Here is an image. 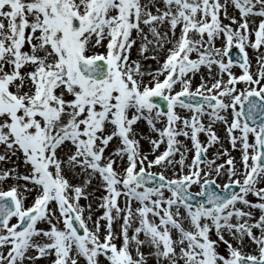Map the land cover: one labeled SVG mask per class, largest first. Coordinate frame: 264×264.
I'll return each instance as SVG.
<instances>
[{"label":"snow or ice","instance_id":"snow-or-ice-1","mask_svg":"<svg viewBox=\"0 0 264 264\" xmlns=\"http://www.w3.org/2000/svg\"><path fill=\"white\" fill-rule=\"evenodd\" d=\"M0 163V264H264V0H0Z\"/></svg>","mask_w":264,"mask_h":264},{"label":"rangeland","instance_id":"rangeland-1","mask_svg":"<svg viewBox=\"0 0 264 264\" xmlns=\"http://www.w3.org/2000/svg\"><path fill=\"white\" fill-rule=\"evenodd\" d=\"M136 55V52H135V49H133V56L135 57ZM227 59V58H225ZM150 62H153L155 63L154 61H146L145 64L148 65ZM234 71H238V69H234ZM218 131V130H217ZM221 133L223 134V131L221 129ZM142 144H144L145 148H147V145H146V142H142ZM228 145L226 144L225 147H227ZM13 160H15V157L12 158ZM8 167H11V164L7 165ZM0 167H4V165L2 163H0ZM158 170V169H157ZM20 171H23V167L21 166V169ZM93 187H95V184H93ZM102 194L101 191H96L94 194H93V197L94 199H96V201H92V205H93V208L95 209L96 208V203L98 202V197ZM251 198V197H250ZM31 200V197H29V201ZM89 201H86V200H81V204H87ZM96 214H99L98 211L96 213H94V215Z\"/></svg>","mask_w":264,"mask_h":264},{"label":"bare ground","instance_id":"bare-ground-1","mask_svg":"<svg viewBox=\"0 0 264 264\" xmlns=\"http://www.w3.org/2000/svg\"><path fill=\"white\" fill-rule=\"evenodd\" d=\"M149 64H150L153 68H155V66H156L155 63H153V62H150ZM217 128H218V132H219V134H220L221 136H223V134L221 133V127L218 125ZM201 138L203 139V137H201ZM225 145H226V143H225ZM234 154H235V153H234ZM89 191L91 192V189H89ZM92 201H96V199L93 198Z\"/></svg>","mask_w":264,"mask_h":264}]
</instances>
